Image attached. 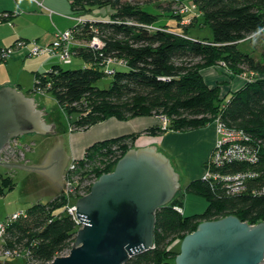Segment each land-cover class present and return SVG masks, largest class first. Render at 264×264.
<instances>
[{
  "label": "trees",
  "instance_id": "1",
  "mask_svg": "<svg viewBox=\"0 0 264 264\" xmlns=\"http://www.w3.org/2000/svg\"><path fill=\"white\" fill-rule=\"evenodd\" d=\"M193 2L199 11L196 15L172 11L171 7L166 10L177 22L172 25L167 21L159 23L163 14L154 12L152 5L134 0H70L78 15L106 6L114 10L105 21L89 19L81 37L90 39L97 34L104 44L97 50L75 47V57L86 64L75 69L55 64L37 74L31 91L45 90L55 96L76 129L89 128L111 117L122 120L157 115L158 123L146 129L157 135L168 130L200 129L220 116L227 126L248 132L260 154L257 162L227 165L224 170L251 168L258 174L257 178H249L248 186H258L264 182V46L258 57L253 51H242L239 45L264 32V0ZM187 17L191 21L184 24ZM208 25L214 32L212 37L194 36V29ZM108 58L116 60L111 66L113 72L107 70ZM221 62H225V72L230 77L245 71L254 79L224 94L221 82L210 85L204 77L205 69L218 67ZM109 75V87L96 85L99 78ZM74 114L77 119L72 120ZM159 116L168 118L166 129ZM138 135L126 134L92 144L79 166L86 173L95 172L97 177L113 172L119 159L133 148ZM15 185L13 176L0 174V195ZM178 191L169 205L156 212L154 247L130 257L125 264H176L185 235L195 231L205 219L235 214L250 224L264 220V195H230L209 180L197 178L187 185L186 191L205 196L209 203L204 213L187 216L176 208L184 203L183 194ZM63 202L58 194L47 203L28 207V217L7 228L6 246L28 248L36 261L44 263L70 248L78 225L64 212ZM0 264L13 263L6 259Z\"/></svg>",
  "mask_w": 264,
  "mask_h": 264
},
{
  "label": "water",
  "instance_id": "2",
  "mask_svg": "<svg viewBox=\"0 0 264 264\" xmlns=\"http://www.w3.org/2000/svg\"><path fill=\"white\" fill-rule=\"evenodd\" d=\"M34 98L13 86L0 87V165L48 173L61 185L68 166L62 141L48 150L42 163H7L1 151L12 138L25 133H55L46 124ZM179 174L170 159L154 147L129 149L113 172L95 180L77 200L82 223L68 255L48 264H125L149 251L155 242L157 210L170 204L180 189ZM176 264H262L264 220L242 221L235 214L205 219L185 235Z\"/></svg>",
  "mask_w": 264,
  "mask_h": 264
},
{
  "label": "crops",
  "instance_id": "3",
  "mask_svg": "<svg viewBox=\"0 0 264 264\" xmlns=\"http://www.w3.org/2000/svg\"><path fill=\"white\" fill-rule=\"evenodd\" d=\"M5 11L10 13L12 12V15L5 18V20L0 21V49L13 45L18 41V39H36L43 44H50L54 40L56 32L72 28L76 24L74 17L75 15H78L74 11L72 4L68 3L66 0H0V13H4ZM57 60H59V58L50 57L48 55H41L39 57L33 56L26 49H20L6 61L0 62V87L10 85L15 87L18 91H22L21 87L15 86V83L20 85L21 82H24L22 74L26 73L28 76L31 75L34 82L38 73L50 70L55 64H60L61 61L59 60V62ZM85 64L86 63L84 62V65ZM244 73L237 76L242 78L243 81L244 79L246 81L249 73L245 71ZM210 77L213 80L216 78L214 74L210 75ZM223 81L225 80L223 79ZM231 81L232 80L230 79L227 81L226 84L228 87L224 85L225 83L223 84L224 87L222 85L224 94H227L230 90L236 89L234 87H230ZM216 83L209 84L211 85ZM224 88L226 89L224 90ZM37 93L45 94L40 92ZM25 95L30 98L32 97L27 94ZM34 104L36 105L35 98ZM36 107L41 112L44 111L42 118L45 120L46 124L53 123L55 126L53 128L55 133L48 132L46 134H42L45 135L44 139L50 137V140L53 141L52 143L46 145L47 149L44 156H42L44 160L46 154L48 153L47 151L56 146L59 141H62V138L57 135L54 118H47L49 116L45 108L39 107L38 105H36ZM145 117L147 119H145ZM158 119L157 115L133 116L122 120L117 117H111L100 121V123L91 125L89 128L78 130H71L70 127L72 124L70 123L71 151L65 148V140L62 143V150L66 152L67 156H70L68 158L69 161L70 158L79 159L83 157L87 151L86 149L96 142H101L102 140L112 139V137H119L126 134H139L134 141V149L146 146L153 147L148 141L144 143V140L147 138L151 139L160 137L161 139L162 137H165V142L168 140L173 142V140L177 139V144L179 141L189 145L195 144V147L200 149L199 164L196 169L197 178H200L203 175L205 164L210 158L209 156L218 137L215 124L212 123L208 126L201 127L200 129H193L189 134H181L182 132H179V134L173 133L177 131H171L168 136H163L164 134L161 133H157V135L150 134V132L146 129L156 125L159 121ZM191 140L193 142H191ZM31 145L32 148L35 147V142L31 143ZM156 150L159 149L157 148ZM29 160V164L43 162V160H39V162L32 163L30 156ZM41 173L48 176L50 179V185L53 186V198H55L56 195L63 191L64 185L62 184L63 186L61 188V185H59L50 174L44 172ZM194 176L195 174H193L192 177Z\"/></svg>",
  "mask_w": 264,
  "mask_h": 264
},
{
  "label": "rangeland",
  "instance_id": "4",
  "mask_svg": "<svg viewBox=\"0 0 264 264\" xmlns=\"http://www.w3.org/2000/svg\"><path fill=\"white\" fill-rule=\"evenodd\" d=\"M66 1L70 3V0ZM134 1L140 4H145L147 6L152 5L153 7H155V10H153L154 12H161L163 15L160 16L159 23H163L164 21H167L172 25H175L177 23L175 19L169 17L170 11H166L170 7L172 11L176 10L182 14H184L185 12L189 13V15H196L197 13H199V11L195 8L193 0H150V2H148L147 0ZM113 11L114 10L111 7L106 6L101 8H95V10L89 11L81 16L92 20L97 19L105 21L112 17ZM75 17H77V15H75ZM191 17H187L182 22L184 24L190 23ZM194 30L195 31H193V34L197 37L199 36L209 38L212 37L214 34L209 25L204 27H197V29ZM83 32L79 33V38L82 37V35L84 34ZM263 46L264 32L260 34H255L249 40H244L239 45V48L242 51H253L252 53L256 54V56L259 57L262 53L261 51L263 50ZM84 62L85 61L81 58L75 57L74 62L72 64H62V62L60 63L65 68L75 69L83 66ZM195 62L197 63V61ZM225 70L226 69L223 65H218V67L215 68L210 67L204 70V77L206 78V81L208 83L221 82L222 85L225 83L224 85L227 87L228 85L226 83L229 79L232 80L230 82V87L238 88L244 83L245 79L243 81V79L238 76L232 78L227 75ZM212 74H214L216 77L214 80L210 77V75ZM22 79L24 80V82H21L20 84L22 86L17 85L18 83H15V86L21 87L23 93L34 97L36 105L46 109V112L49 116L47 118H54V123L56 124L57 129V135L60 136V138H62L63 140H65V148L67 150H70V117H68L67 114L63 112L62 108L58 105L55 96L49 93L39 94L37 92L31 91L34 87L35 82H33V78L31 75L28 76V74L24 73L22 74ZM223 79L225 81H223ZM111 80V75L104 76L96 81V85L102 88H107L110 86V83L112 82ZM225 89L226 88H224V90ZM71 117L72 120L77 119V115L75 114ZM145 119L147 118L145 117ZM191 130L193 129H186L179 132H182L181 134H189ZM171 131L172 130H168L167 132H162L161 134H164L163 136H168ZM179 132L173 133L179 134ZM44 137L45 135L36 132L25 133L22 134V136L18 137L19 141L23 144H31L35 142L36 148H29V151H27L30 152L27 157L29 159L30 156L32 163L39 162V160H43L42 156H44L45 151L47 149L46 145L53 142L50 140V137H47L45 139ZM164 140L165 137H162L161 139L160 137L151 139L147 138L146 140H144V143L148 141L152 144L153 147H155L156 149L158 148L159 152H162L166 158L171 160L173 168L179 174L178 180L180 181V194H183V207L185 215L192 216L194 214L204 213L209 203L206 197L198 195L194 192L192 193L186 191L187 185L192 182V180L197 178L196 169L199 164L200 149H197L195 147V144L189 145L181 141H179V143L177 144V139L173 140V142L169 140L165 142ZM191 142L193 141L191 140ZM28 162H30V160H28ZM1 173L13 176L16 185L13 190L0 195V221L5 219L6 216L8 217L12 215L15 211H25L28 207L36 204V202L47 203V201L52 200L54 197L52 191L53 186L50 185V179L48 178V176H45L37 170L32 171L24 168L20 169L15 167H9L6 165H0V174ZM193 174H195L194 177H192ZM177 244L178 242L174 243L175 249H178ZM0 260L4 261L6 260V258L0 254ZM8 261L13 264L24 263L23 259H17L16 261L8 259Z\"/></svg>",
  "mask_w": 264,
  "mask_h": 264
},
{
  "label": "built area",
  "instance_id": "5",
  "mask_svg": "<svg viewBox=\"0 0 264 264\" xmlns=\"http://www.w3.org/2000/svg\"><path fill=\"white\" fill-rule=\"evenodd\" d=\"M10 15H12V12L5 11L4 13H0V21L5 20V18H8ZM74 19L76 24L72 28L56 32L54 40L50 44H43L36 39H18L13 45L1 48L0 62L6 61L18 50L26 49L33 56L39 57L41 55H48L50 57L59 58L62 64H72L75 58V47L88 46L97 50L103 46V40L97 34L92 35L90 39L79 38V33L84 31L89 19L81 15H77ZM115 63V59L108 58V72H113L111 66ZM220 65L226 66L225 62H221ZM253 79V77L247 76V80ZM35 82H37V76ZM40 93H46V91L42 90ZM159 117L166 129L168 118L165 116ZM213 123L215 124L218 137L210 154V158L205 164L206 168L203 175L200 178L209 180L213 186L216 185V187H221L230 195H237L243 192H251L258 196L264 195V182L258 186H248L249 178H257L258 173L255 170L251 168H248V170H237V172L224 170L227 165L237 163L248 164L259 160L260 154H258L255 143H252V136L243 129L227 126L225 122H222L220 116H217ZM70 128L71 130L79 129L73 128L72 125ZM29 148H32L31 144H23L18 138H12L1 151L2 159L7 163H28L29 159L27 156L30 152L27 151H29ZM83 157H85V155ZM81 158H70L68 161L69 163L64 175V187L63 191L60 193L64 201L63 210L68 216H71V218L75 220L78 229L82 227V223L77 217V200L88 194L94 184L93 182L99 178L95 172L86 173V170H83L82 167L79 166V164H81ZM102 160L107 161L106 158ZM98 165H100V163H98ZM176 208L183 214V208ZM28 215V210L17 211L3 219V221H0V254L7 260L23 259V264H48L49 262L44 263L40 260L36 261L28 248H9L6 246L5 236L7 228L13 224L14 221L24 219L28 217ZM70 249L71 247L66 249L59 256L68 255Z\"/></svg>",
  "mask_w": 264,
  "mask_h": 264
},
{
  "label": "bare ground",
  "instance_id": "6",
  "mask_svg": "<svg viewBox=\"0 0 264 264\" xmlns=\"http://www.w3.org/2000/svg\"><path fill=\"white\" fill-rule=\"evenodd\" d=\"M179 192V191H178ZM177 207H181V208H184L183 205L182 206H177ZM183 213H184V210H183ZM185 214V213H184Z\"/></svg>",
  "mask_w": 264,
  "mask_h": 264
}]
</instances>
